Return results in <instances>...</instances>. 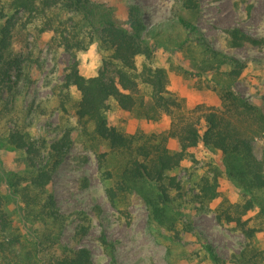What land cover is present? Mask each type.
Segmentation results:
<instances>
[{
    "label": "rangeland",
    "instance_id": "1",
    "mask_svg": "<svg viewBox=\"0 0 264 264\" xmlns=\"http://www.w3.org/2000/svg\"><path fill=\"white\" fill-rule=\"evenodd\" d=\"M131 9L138 10L143 38L153 51L145 62L167 70L169 91L184 98L189 108L220 106L217 81H229L225 76L233 67L230 59L235 58L246 66L234 80L233 90L264 113V46L231 48L227 34L238 27L255 38H264V0H200L199 13H185L197 29L191 33L177 21L176 12L182 10L177 0H92L88 16L61 7L35 17L20 13L12 45L0 59V195L11 221L10 229L0 233V242L5 243L0 264H45L60 247L87 248L93 264H264V217L259 218L260 209L256 207L244 217L250 219V226L263 228L252 240L234 224L217 219L222 208L243 205L247 198L226 177L221 154L202 145L192 152V158L169 173L182 186L180 195L172 192L176 207L186 214L177 224L178 236L151 219L137 193L120 194L111 201L107 190L115 185L126 157L96 138L91 125L83 128L78 124L79 93L65 86V75L74 61L83 76L97 75L109 54L99 44L103 22L116 20L130 29ZM63 37L70 38V50L62 43ZM206 47L218 53L217 57ZM10 62L15 64L10 79L3 83ZM142 93L146 96V91ZM109 120L139 144L157 143L170 125L168 117L148 121L119 109L114 102ZM13 131L47 146L70 131L71 151L44 191L26 190L28 182H23L18 193L9 186V175L25 176L29 172L25 152L4 144ZM167 146L173 152L179 150L176 140H168ZM253 148L264 165V134L254 139ZM100 154H106L102 164ZM215 171L221 174L220 197L202 208L192 204L190 198L197 184ZM108 172L113 178H108ZM23 194L26 199L27 195L32 197L37 209L53 196L61 218L35 220L25 210ZM81 226L89 229L82 238L76 236ZM12 241L16 244L9 246ZM36 242L41 243L38 261L34 259Z\"/></svg>",
    "mask_w": 264,
    "mask_h": 264
},
{
    "label": "trees",
    "instance_id": "2",
    "mask_svg": "<svg viewBox=\"0 0 264 264\" xmlns=\"http://www.w3.org/2000/svg\"><path fill=\"white\" fill-rule=\"evenodd\" d=\"M91 3L92 0H0V59L12 45L15 20L20 13L35 17L45 14L48 9L61 7L66 12L88 16ZM177 4L182 9L176 12L179 24L190 33L196 32L195 25L185 13H199L200 0H177ZM103 23L99 44L109 54L103 58L102 68L97 75L86 77L80 74L79 64L74 61L65 75V86L74 87L79 93L76 107L78 124L83 128L91 125L96 138L106 142L112 151L123 152L126 157L115 185L107 190L111 201L114 202L120 194L137 193L145 201L151 219L178 236L180 231L177 230V224L185 213H180L179 207H176L172 192L180 195L182 186L169 173L192 158V152L202 145L209 151L221 154L226 177L247 198L243 205L222 208L217 219L227 225L234 224L247 239L252 240L263 228L250 226V219L244 217L256 207L260 209L259 218L264 217V165L253 148L254 139L264 134V113L233 90V82L242 74L245 63L230 59L233 67L225 76L229 81H217L219 107L197 105L189 108L184 98L169 91L167 70L152 67L145 62L152 58L153 51L143 38L144 26L137 9L129 12L130 29L116 20L107 19ZM227 34L231 48H241L246 44L264 46V38H255L238 27L228 30ZM62 40L65 48L70 50V38L63 37ZM206 50L217 57L218 53L210 47H206ZM141 58L144 61L139 62ZM13 64L15 62L8 63V70H4L3 83L10 79L9 72ZM113 102L119 109L136 113L148 121L158 122L163 117L170 118L167 134L157 143L139 144L134 136L111 125L109 112ZM170 139L177 141L178 151L173 152L168 148L167 141ZM4 144L13 150L25 152L29 171L25 176L15 173L9 175V186L18 193L23 189V182H28L26 190L31 187L41 192L48 187L68 156L73 140L70 131H65L60 139L47 146L44 142L30 141L23 133L13 131L6 137ZM44 151H47L46 155ZM105 156L99 155L100 164ZM107 175L113 178L112 173L108 172ZM220 176L215 171L213 175L202 178L190 198L191 203L202 208L218 199L221 194ZM22 198L25 210L35 220L61 218L53 196H48L47 204L39 209L32 197L27 195L26 199L23 194ZM10 227L11 221L0 195V233H6ZM88 231V227L81 226L76 236L85 237ZM188 232H192V229L189 228ZM4 244L0 242V250ZM7 244L11 246L16 241ZM40 246L41 243L36 242V261L40 260ZM49 257L45 264H93L92 254L87 248L72 250L60 247L59 251H54Z\"/></svg>",
    "mask_w": 264,
    "mask_h": 264
}]
</instances>
